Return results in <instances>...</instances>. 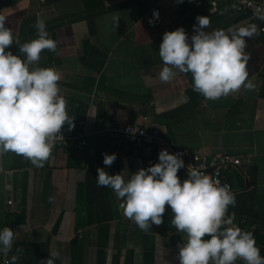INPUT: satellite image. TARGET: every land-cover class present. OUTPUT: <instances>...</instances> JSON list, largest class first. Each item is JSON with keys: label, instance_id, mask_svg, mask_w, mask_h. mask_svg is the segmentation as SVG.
Returning <instances> with one entry per match:
<instances>
[{"label": "crops", "instance_id": "1", "mask_svg": "<svg viewBox=\"0 0 264 264\" xmlns=\"http://www.w3.org/2000/svg\"><path fill=\"white\" fill-rule=\"evenodd\" d=\"M183 1L189 12L177 0H0V14L21 44L37 36V18L45 20L57 49H44L36 64L60 73L68 115L75 118L74 127L66 122L62 130L83 131L88 142L82 149L53 148L42 167L15 152L0 156V228L15 230L11 250L3 253L10 264H40L52 251L60 253L56 264H179L177 244L187 234L170 223V206L163 223L144 231L123 214L112 189L96 182L98 166L110 174L135 172L158 162L163 148L241 158L223 172L236 196L228 212L236 224L264 233V34L231 1H222L216 14L212 0ZM157 9L162 23L150 24ZM197 15L210 18L208 30L255 25L245 37L255 88L211 100L193 90L187 73L161 81L164 31L183 26L191 36ZM9 47L19 52L17 44ZM126 123L159 126L165 143H114L110 128ZM104 152L117 154L110 166ZM187 174L185 167L178 171L181 179Z\"/></svg>", "mask_w": 264, "mask_h": 264}, {"label": "clouds", "instance_id": "2", "mask_svg": "<svg viewBox=\"0 0 264 264\" xmlns=\"http://www.w3.org/2000/svg\"><path fill=\"white\" fill-rule=\"evenodd\" d=\"M158 16L154 10L149 23ZM195 20L191 36L183 26L164 31L159 45L161 81L171 80L177 72H190L193 90L211 100L241 87L255 88L249 79L250 52L245 39L253 36L255 25L208 30L211 21L207 15H197ZM34 27L37 36L21 44L0 14V156L15 152L42 167L57 134L63 136L62 126L67 122L69 128L74 127L75 118L68 115L60 73L55 67L36 64L44 49H57V40L50 36L43 18L38 17ZM13 43L18 45V53L9 47ZM102 155L103 164L108 166L117 158L114 152ZM182 157L180 152L163 148L158 162L135 172L123 169L110 174L98 166L96 182L112 189L123 214L144 231L163 223L165 206H170V223L187 234V240L177 244L179 264H235L238 259L244 264H264L253 232L241 228L235 223V213L228 212L229 205L236 203L231 186L197 167L181 179L178 171L185 167ZM14 237L12 227L0 228V253L11 250ZM49 253L40 264H56L60 253ZM16 259L11 257L12 262Z\"/></svg>", "mask_w": 264, "mask_h": 264}, {"label": "built area", "instance_id": "3", "mask_svg": "<svg viewBox=\"0 0 264 264\" xmlns=\"http://www.w3.org/2000/svg\"><path fill=\"white\" fill-rule=\"evenodd\" d=\"M222 1L233 2L236 12L239 15L246 16L257 22L260 32L264 34V0H212L210 2L211 14H216L218 12ZM199 4H201V2H199ZM153 12L154 10L151 12L152 17ZM158 12V18L154 19L156 24H161L162 18L159 10ZM61 132L63 136L57 134V139L53 148L72 145L78 149H82L88 143L87 137L83 131L70 133L61 129ZM110 133L114 143L125 142L131 146L150 148H156L165 143L162 130L157 125L142 126L134 123H126L124 125L113 126L110 128ZM176 152L183 154L182 158L185 161V169L187 172L192 167L200 168L203 172L209 174L221 184L230 185L233 191L232 184L223 177V172L228 168L239 166L242 162L241 158L230 153L205 155L198 151L188 149L172 150V153ZM259 247L261 248V254L264 255V247ZM0 263L10 264L8 257L3 253H0Z\"/></svg>", "mask_w": 264, "mask_h": 264}, {"label": "trees", "instance_id": "4", "mask_svg": "<svg viewBox=\"0 0 264 264\" xmlns=\"http://www.w3.org/2000/svg\"><path fill=\"white\" fill-rule=\"evenodd\" d=\"M187 74L190 75V78H191V80H192V75H191V73L189 72V73H187ZM192 83H193V80H192ZM75 132H76V131H73V133H75ZM238 225H239L241 228L245 229V230H249V231L253 232V234H254V236H255V239H256V244L259 245V246L264 247V233H261V232L256 231V230H252V229L248 228L245 224H243V223H241V222H239Z\"/></svg>", "mask_w": 264, "mask_h": 264}, {"label": "water", "instance_id": "5", "mask_svg": "<svg viewBox=\"0 0 264 264\" xmlns=\"http://www.w3.org/2000/svg\"><path fill=\"white\" fill-rule=\"evenodd\" d=\"M190 4L186 1H183V8H182V12H189L190 11ZM198 12V10H196L195 12H193V15H195Z\"/></svg>", "mask_w": 264, "mask_h": 264}]
</instances>
